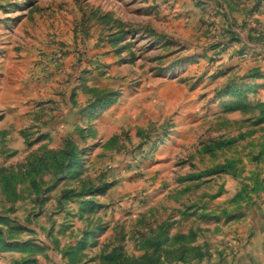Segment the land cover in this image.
<instances>
[{
  "label": "rangeland",
  "instance_id": "374dc122",
  "mask_svg": "<svg viewBox=\"0 0 264 264\" xmlns=\"http://www.w3.org/2000/svg\"><path fill=\"white\" fill-rule=\"evenodd\" d=\"M208 4L0 0V21L44 15L29 33L30 52L44 45L34 75L66 94L26 112L0 82V264L41 253L53 222L70 243L108 231L85 246L119 257L155 253L137 235L238 254L264 230V62L241 74L222 61Z\"/></svg>",
  "mask_w": 264,
  "mask_h": 264
},
{
  "label": "crops",
  "instance_id": "0c3cea01",
  "mask_svg": "<svg viewBox=\"0 0 264 264\" xmlns=\"http://www.w3.org/2000/svg\"><path fill=\"white\" fill-rule=\"evenodd\" d=\"M204 4L205 6L208 4L207 9L211 8L215 12L211 18L215 19L216 22L211 26V30L213 27L215 28L213 32L217 35L218 41L216 44L218 48L221 47L222 51L226 48V52L222 54V61L230 60V62H234L232 67L236 69L235 71H238L237 73L246 74L256 70L260 65L257 64L258 61L264 62V38L262 37L263 40L255 38L259 33L254 25H264V0H204ZM29 17L36 19L35 25H33V21L29 20ZM40 18L44 19V15L37 12L30 16L26 12L20 14L18 20H15V17L10 21L8 19L0 21V82H4L6 85L10 84L14 89L19 88V91H21V110L25 106L31 107L26 112L35 109L34 106L38 104L42 94L47 96L48 93L51 97L54 96L56 101H60L61 106H65L64 101L66 100V94L56 96L51 92L53 90L52 84L47 86L46 91L42 90L43 84L38 83L35 77L40 68L39 48L43 50L44 45H41L43 41L38 42V40H35L36 45L31 48L34 51L33 53L30 52L29 33L39 34V31L42 30L43 22L37 20ZM242 48V52H236ZM229 52L230 54H228ZM253 59L254 65L242 63V60L253 61ZM237 61L239 63L236 64ZM59 123L61 126H69L67 118L61 117ZM119 206L112 205L110 207L112 209L108 212L116 210L118 216ZM60 213L63 214V212ZM114 222L116 221H112L109 225L113 227ZM53 227H56V231H52L53 234L45 238L38 237V241L36 240L37 243L45 245L46 249L42 248L41 253L31 255V259L24 264H264V230L261 229H258L255 235L247 238L246 246L238 254H206L204 247L197 246V244L203 245L204 243V240L198 236L193 237L197 241L192 242V245H196L191 247L188 245L189 242H186L187 237L171 238L173 241L170 239L157 242L154 238L144 239L142 236L137 235L134 236V244L143 245V243H147L152 250H155V253L146 255L145 248L137 246L134 252L127 253V256L120 254L119 257L115 254L116 256L113 257L109 254L102 256L101 252L99 254L93 253L91 248L85 246L86 243L106 240L110 234L108 231L100 232L98 235L92 232L88 237L84 236L81 239L79 238L78 241L70 243L69 236L58 234L61 228L58 223L55 226L53 222ZM68 243L72 245L71 249L66 247ZM118 243L120 241L115 244ZM165 243L167 245L160 253V246L161 244L164 246ZM78 244L84 246L81 247ZM154 244L160 246L156 248ZM126 260H131V262L126 263ZM15 263L12 260V264Z\"/></svg>",
  "mask_w": 264,
  "mask_h": 264
},
{
  "label": "trees",
  "instance_id": "16d2710c",
  "mask_svg": "<svg viewBox=\"0 0 264 264\" xmlns=\"http://www.w3.org/2000/svg\"><path fill=\"white\" fill-rule=\"evenodd\" d=\"M113 257H115V256H113Z\"/></svg>",
  "mask_w": 264,
  "mask_h": 264
}]
</instances>
